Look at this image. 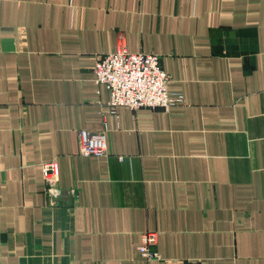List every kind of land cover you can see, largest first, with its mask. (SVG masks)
<instances>
[{"label":"crops","instance_id":"crops-1","mask_svg":"<svg viewBox=\"0 0 264 264\" xmlns=\"http://www.w3.org/2000/svg\"><path fill=\"white\" fill-rule=\"evenodd\" d=\"M121 38L184 102L112 110L94 66ZM196 260L264 264V0H0V264Z\"/></svg>","mask_w":264,"mask_h":264},{"label":"built area","instance_id":"built-area-1","mask_svg":"<svg viewBox=\"0 0 264 264\" xmlns=\"http://www.w3.org/2000/svg\"><path fill=\"white\" fill-rule=\"evenodd\" d=\"M96 82L103 84L110 92L109 106L113 111L119 106L132 109L162 108L169 109L184 102L181 93L169 90L170 74L162 67L158 54L131 52L124 38L116 49L101 55L94 66ZM79 153L85 156H104L108 154L106 129L99 131L81 130L79 134ZM43 172L49 197L59 195V164L56 159L43 163ZM157 232L142 234L138 245L140 255L148 260L162 262L163 258L153 245L157 244ZM185 264H210L205 260L188 261Z\"/></svg>","mask_w":264,"mask_h":264}]
</instances>
